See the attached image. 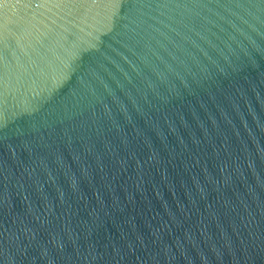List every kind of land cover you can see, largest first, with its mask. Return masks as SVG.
I'll return each mask as SVG.
<instances>
[{
  "label": "water",
  "instance_id": "obj_1",
  "mask_svg": "<svg viewBox=\"0 0 264 264\" xmlns=\"http://www.w3.org/2000/svg\"><path fill=\"white\" fill-rule=\"evenodd\" d=\"M0 264H264V0H0Z\"/></svg>",
  "mask_w": 264,
  "mask_h": 264
}]
</instances>
